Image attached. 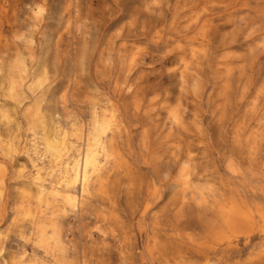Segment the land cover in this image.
<instances>
[{
  "label": "rangeland",
  "instance_id": "374dc122",
  "mask_svg": "<svg viewBox=\"0 0 264 264\" xmlns=\"http://www.w3.org/2000/svg\"><path fill=\"white\" fill-rule=\"evenodd\" d=\"M0 264H264V0H0Z\"/></svg>",
  "mask_w": 264,
  "mask_h": 264
}]
</instances>
